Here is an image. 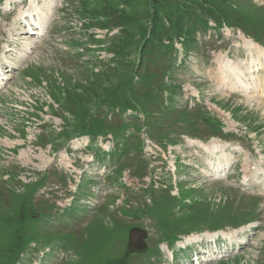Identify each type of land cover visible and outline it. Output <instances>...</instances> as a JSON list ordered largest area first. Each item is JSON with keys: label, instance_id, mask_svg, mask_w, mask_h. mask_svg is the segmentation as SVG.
Listing matches in <instances>:
<instances>
[{"label": "rangeland", "instance_id": "374dc122", "mask_svg": "<svg viewBox=\"0 0 264 264\" xmlns=\"http://www.w3.org/2000/svg\"><path fill=\"white\" fill-rule=\"evenodd\" d=\"M171 1L0 0V264H264V0Z\"/></svg>", "mask_w": 264, "mask_h": 264}, {"label": "bare ground", "instance_id": "6f19581e", "mask_svg": "<svg viewBox=\"0 0 264 264\" xmlns=\"http://www.w3.org/2000/svg\"><path fill=\"white\" fill-rule=\"evenodd\" d=\"M50 12H51V10L49 9L48 10V13L47 12H43V9H37L36 10V15H40L41 16V18H42V20H41V22H39V24L40 23H45V21H47V19H48V15L50 14ZM42 14V15H41ZM33 17V16H31V12H30V10H27V11H24V12H22L21 13V17L23 18V19H25L26 20V17ZM40 18V17H39ZM25 24H27V23H25ZM41 27V26H40ZM241 37V39L243 40V48L244 49H246L247 51H254L256 54H263L264 53V49L263 48H261L259 45H257V44H255L254 42H252L251 40H249V39H247V38H245L244 36H242V35H240ZM251 53V52H250ZM217 61L220 63V62H222L223 61V63L222 64H220V66H221V68L224 70V69H226V68H228V64L229 63H231V59H228L227 57L226 58H224L223 57V59H222V61H221V59H220V57H218V59H217ZM230 71H235V70H233V69H230ZM249 72V71H248ZM251 72V71H250ZM236 88V87H235ZM232 89H234V87H232ZM215 150V149H214ZM199 239V238H198ZM208 240H206V242H207ZM197 242V241H196ZM201 264V263H200Z\"/></svg>", "mask_w": 264, "mask_h": 264}, {"label": "trees", "instance_id": "16d2710c", "mask_svg": "<svg viewBox=\"0 0 264 264\" xmlns=\"http://www.w3.org/2000/svg\"><path fill=\"white\" fill-rule=\"evenodd\" d=\"M146 2H145V5H144V16L146 17L147 16V14L149 13V11H148V9H149V4L150 3H152V5L153 6H160V4H165L164 3V0H163V3H158V0H145ZM178 2L177 1H175V0H173V1H171V4H173L174 5V7H177V9H176V13L179 15V13L181 14L182 12H184L183 11V8H186V9H190L188 6H189V4H190V2H189V0H181V5L180 6H178V4H177ZM204 5H205V7H208V9L211 11V12H215L216 10H218V11H216L219 15H220V19H217L215 22H216V24L217 25H220L221 24V22H226V21H228V18H227V16H226V14H225V12L223 11V10H220V9H218L217 8V6L215 5V4H213V5H209V6H207V4L206 3H204ZM180 9H182V10H180ZM185 13H187V11H185ZM177 19V23H178V25L180 26V24H179V21H178V18H175L174 20H176ZM180 19V18H179ZM155 22V21H154ZM177 23H176V25H177ZM172 27H174V24H173V26ZM177 27V29H178V26H176ZM146 31V30H145ZM180 32H178V34H182V32H184V31H182V30H179ZM142 32V31H141ZM122 34V33H121ZM161 40V39H160ZM70 112L72 111V110H69Z\"/></svg>", "mask_w": 264, "mask_h": 264}]
</instances>
